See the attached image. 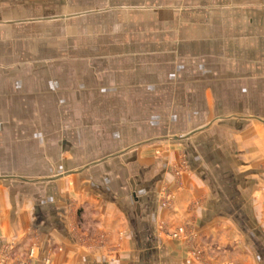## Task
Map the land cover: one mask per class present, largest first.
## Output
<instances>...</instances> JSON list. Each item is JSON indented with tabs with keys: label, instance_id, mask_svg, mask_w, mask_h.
Returning <instances> with one entry per match:
<instances>
[{
	"label": "crops",
	"instance_id": "0c3cea01",
	"mask_svg": "<svg viewBox=\"0 0 264 264\" xmlns=\"http://www.w3.org/2000/svg\"><path fill=\"white\" fill-rule=\"evenodd\" d=\"M55 2L62 14L138 16L132 41L157 32L169 67L135 72L132 88L151 102L80 104L119 114L63 124L57 149L45 152L52 167L0 172V264H264V117L243 115L253 109L240 98L264 95V0ZM54 12L0 0L9 18ZM19 122L25 134L13 141L50 140ZM181 156L188 166L177 180L170 165ZM180 226L186 234L169 239Z\"/></svg>",
	"mask_w": 264,
	"mask_h": 264
},
{
	"label": "rangeland",
	"instance_id": "374dc122",
	"mask_svg": "<svg viewBox=\"0 0 264 264\" xmlns=\"http://www.w3.org/2000/svg\"><path fill=\"white\" fill-rule=\"evenodd\" d=\"M34 1L54 8L55 12L17 14L14 18L0 15V172L52 167L55 160L46 159L45 152L57 149L56 141L66 129L63 124L80 117L89 120L119 114V111H83L80 104L97 101L115 105L126 95L132 103L142 97L145 102H151V95L140 94L132 88L136 83L135 72L138 68L152 69L153 62L157 61L161 64H156V69L161 72H167L169 67L164 62L169 58L168 46H154L151 40L157 32L150 31L144 40L134 37L132 41L139 33L135 23L140 18L136 15L78 14L76 11L88 8L74 6L62 14L56 9L57 0ZM70 1L72 5L74 0ZM160 33L168 35L167 31H158L157 38ZM198 66L192 64L194 69ZM76 70L84 73L82 78L72 77ZM126 83L130 88L124 87ZM244 97L249 98L248 106L253 110L242 111L243 115L264 117V95H242V101ZM252 98L258 106L256 110L250 106ZM14 120H18L17 127L11 125ZM19 121L29 126L32 135L40 137L42 131L50 140L46 142L45 137L43 142L13 141L9 137L12 132L25 134ZM187 166L183 156L173 162L170 168L174 179L182 177ZM172 202L173 197L162 187L160 208L168 210ZM179 229L182 232L173 237ZM165 230H168L167 224L162 222L161 231ZM185 231L186 227L180 226L166 235L175 240L185 235Z\"/></svg>",
	"mask_w": 264,
	"mask_h": 264
},
{
	"label": "built area",
	"instance_id": "2783aa9c",
	"mask_svg": "<svg viewBox=\"0 0 264 264\" xmlns=\"http://www.w3.org/2000/svg\"><path fill=\"white\" fill-rule=\"evenodd\" d=\"M181 232H182V230L179 229V230L175 231V232L172 234V236H173V237H176L177 234H178V233H181ZM28 256H29V257L31 256V252H29V255H28ZM17 264H24V263H17Z\"/></svg>",
	"mask_w": 264,
	"mask_h": 264
}]
</instances>
